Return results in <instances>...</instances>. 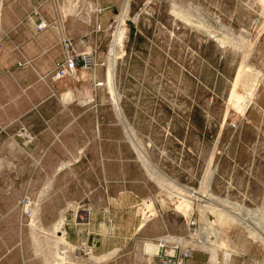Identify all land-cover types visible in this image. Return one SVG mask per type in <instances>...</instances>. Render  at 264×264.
Instances as JSON below:
<instances>
[{
	"label": "rangeland",
	"instance_id": "rangeland-1",
	"mask_svg": "<svg viewBox=\"0 0 264 264\" xmlns=\"http://www.w3.org/2000/svg\"><path fill=\"white\" fill-rule=\"evenodd\" d=\"M17 1L22 5L35 1L39 9L53 6L49 14L61 31L63 58L50 73L37 71L26 57L15 60L14 53L20 54L18 45L2 27L4 9L12 0H4L0 21V264H51L58 250L68 264H158L160 256L174 247L171 241L178 239L183 248H193L192 264H264L262 2L130 0L128 8V0H113L108 5L110 17L102 25L94 23L98 15L92 14L96 6L104 11L98 0H87L90 8L82 17L77 15L79 0ZM174 7L183 12V18L174 14ZM69 18L87 25L81 52L96 50L90 70L97 71V90L93 95L85 90L82 100L86 105L93 100V107L63 108L61 97L51 87V82L76 77L81 68L69 76H55L58 63L70 55L64 50V39L69 38L79 52L75 41L63 32L64 20ZM43 19L49 27L47 19L40 18L35 31H42L38 26ZM121 31L111 90L106 80L109 56ZM90 37L95 42L90 43ZM220 37L228 42L222 45ZM235 92L250 101L246 110L231 101ZM71 96L64 95V99ZM65 146L88 151L75 159L63 155ZM101 149L105 155L97 154ZM71 158L82 161L65 168ZM153 166L178 185L234 203L246 224L227 219L222 212L220 218L217 212L210 216L200 204L187 206L154 179ZM122 190L135 192L139 211L137 231L126 245L100 255L88 242L73 245L66 228L75 210L76 221L89 223L90 203ZM150 203L153 207L147 209ZM62 217L63 231L57 235L64 234L67 243L59 244L47 230H53ZM194 221L196 234L190 229ZM38 224L43 231L36 229ZM151 245L159 250L149 252ZM98 257L106 261H96Z\"/></svg>",
	"mask_w": 264,
	"mask_h": 264
},
{
	"label": "crops",
	"instance_id": "crops-1",
	"mask_svg": "<svg viewBox=\"0 0 264 264\" xmlns=\"http://www.w3.org/2000/svg\"><path fill=\"white\" fill-rule=\"evenodd\" d=\"M111 1L113 0H98V3L104 7V11L102 14L94 17V23H101L102 25L106 23L110 17L108 5ZM22 4L23 2L21 1L12 0L8 4V7L4 9L2 22L3 29L11 33V38L18 45L20 54L14 53L16 56L15 60L22 61L26 57L31 60V66H34L37 71L50 73L54 69L56 62L63 58V47L60 43L61 31L59 27L53 24L55 22L53 20L55 18L54 15L49 14L50 11H53V6H42V3H40L39 7L42 6V8L39 9L35 1H28L25 5ZM37 12L40 13L41 17L36 14ZM40 18H46L50 25L42 31H35ZM84 25L87 26L73 18L64 20L63 32L67 33L75 41L79 52L84 50L81 41L83 42L85 35L88 34ZM90 27H92V30L94 29V26ZM90 38L92 40L90 43L95 42L93 37ZM99 59L101 60V57ZM95 74H97V71L93 73L90 69L85 70L84 68H80L76 77L51 82L52 90L61 97L59 100L61 106L63 108L91 107L93 100L87 103V105L82 103V100L87 94L93 95V91L97 90V81L94 79ZM99 74L98 81L101 78L102 66ZM85 90L89 92L85 94ZM71 93L74 95V98L64 99V95L71 96ZM96 102L97 106H100L98 105V101ZM86 151L88 150L85 147L76 146L74 148L65 146L63 155L78 159L82 155H86ZM97 154L105 155L106 153L101 149V153L99 150ZM75 159L71 158L68 160L70 161V165L65 168L74 167L82 161ZM135 196L137 195L131 190L111 191L103 198H99V201L95 204L90 203L92 207H90L89 223L76 221L75 215L78 210H75L73 218L69 219L67 223L66 236L68 240L73 245L81 241L88 242L92 245L94 253L98 255L124 247L126 244L123 243L136 233L139 224V211L135 208L137 202ZM56 238L58 240L59 235H56ZM59 244L57 243V246ZM54 247L56 246L54 245ZM95 260L99 262L106 261L103 257L95 258ZM65 263L68 264V259ZM192 263L193 260L189 259L185 264Z\"/></svg>",
	"mask_w": 264,
	"mask_h": 264
},
{
	"label": "bare ground",
	"instance_id": "bare-ground-1",
	"mask_svg": "<svg viewBox=\"0 0 264 264\" xmlns=\"http://www.w3.org/2000/svg\"><path fill=\"white\" fill-rule=\"evenodd\" d=\"M130 0H128L127 1V3L125 2V4H127V7L128 8H130L129 6V4L128 3H130L129 2ZM261 2H262V4L264 5V0H260ZM3 3H4V0H0V21H1V12H2V10H3ZM126 7V6H125ZM124 7V8H125ZM128 8L126 9L125 8V10H128ZM124 10V11H125ZM129 11V10H128ZM173 12H174V14H177L178 16H180L181 18H183V12L180 10V9H176V7H174V9H173ZM125 14V13H124ZM127 14V13H126ZM185 19L187 20V22L188 23H192L193 21H192V19H190V18H188V17H185ZM197 22V21H196ZM195 22V23H196ZM40 24H44V28H42V29H40V30H43V29H45V28H47L48 27V24H47V22L46 21H44V19L42 20V22L40 23ZM193 24H194V22H193ZM198 24H200V23H197V25ZM205 25V24H204ZM201 26H203V24H200V26L199 27H201ZM39 27V26H38ZM204 27V26H203ZM202 29V28H201ZM206 31H208V30H206ZM117 34H119L118 36H117V39L114 41V43H113V49H112V54H111V56H109L110 57V63H109V66H108V77L106 78V80L108 81L107 83L110 85V88H111V90H113V88H114V86H112L113 84H115V72H116V67H115V65H116V63H115V60H116V56L115 55H117V51H118V46H119V44L122 42V39H123V32L121 31L120 33H117ZM209 34L210 35H212L213 33L211 32V31H209ZM213 36V35H212ZM241 39V38H240ZM220 42H221V44L223 45V44H226L227 42H228V40L226 39V37L224 38V37H220L219 39H218ZM231 42V41H230ZM237 45H238V43H237ZM243 45V44H242ZM120 46H121V44H120ZM94 50V49H93ZM92 51V50H91ZM69 56H71V55H69ZM109 60V59H108ZM246 69V68H245ZM244 69V70H245ZM69 71H70V73L69 74H67V75H65V76H69V75H72V74H74V73H76L77 72V68L76 67H74L72 70H70L69 69ZM243 71V70H242ZM241 75H242V72L240 71V76H238V77H241ZM64 76V77H65ZM237 85V84H236ZM114 93V92H113ZM231 101H233V102H235L237 105H239V107L241 106V109L242 110H246V108L248 107V105H249V103H250V101H248V99H247V97H245V95H243V94H240V93H238V92H235V93H233V95H232V97H231ZM248 101V102H247ZM246 104H247V106H246ZM117 105V104H116ZM117 108H120V106L119 107H117ZM240 109V110H241ZM244 112V111H243ZM119 113H120V117H121V119H123L124 118V115H123V113H122V111H119ZM226 120V119H225ZM125 121V120H124ZM129 136V135H128ZM134 137V136H133ZM136 141V140H135ZM137 145V144H136ZM139 150V149H138ZM139 152H140V150H139ZM138 152V153H139ZM139 154H141V152L139 153ZM145 154V153H144ZM146 155V154H145ZM142 156L146 159V161H149V160H147L148 158H146L143 154H142ZM142 156H139V157H142ZM144 160V159H143ZM150 163V162H149ZM148 163V164H149ZM151 164V163H150ZM149 166H151V165H149ZM150 168H154V169H156L154 166L153 167H150ZM153 169V172H152V174L151 175H153V177H154V179H155V177H156V181H158V182H160V184L164 187V188H166L167 189V191L171 194V195H174V196H176V197H178L179 199H182L183 200V202L185 203V204H187V206H189V205H191L192 206V208H194L196 205H198V204H200L201 206H200V208L202 207V210L204 211H208L211 215L210 216H212V215H216V212L219 214V215H217V218L220 216V217H222L221 216V212H222V214L224 213V214H226L225 215V217L227 218V219H233V220H235L236 222H238V223H240L241 225H245L246 224V222H245V219L243 218V217H241V216H239V214L238 213H236V211L237 212H239L240 210L238 209V207L234 204V203H232V202H230V201H228V200H225V199H222V198H216V197H214V195H212V194H209V196H205V195H203V194H201L200 192H198V191H196V190H193L192 188H188V187H183V186H181V185H178V183L176 184V182H174V180L172 179L171 180V178H169V177H167V176H165V174L163 173L162 174V172L160 173L157 169L156 170H154ZM152 170V169H151ZM149 172V171H148ZM210 178V177H209ZM209 180V179H208ZM211 180V179H210ZM210 180L207 182V185L205 184V186H207V188L209 187V184H210ZM40 197H42V196H40ZM203 197H207L205 200L203 199ZM215 201V202H214ZM205 203V204H202V203ZM151 204V203H150ZM153 206H152V204L151 205H146V208L147 209H150V208H152ZM29 208H31L32 210H33V208H34V206H32V205H30V207ZM36 208H34V210H35ZM29 210V209H28ZM152 210V209H151ZM148 212V211H147ZM36 213V212H35ZM38 217V216H37ZM148 217V216H147ZM147 217H144V218H147ZM204 217H206V216H204ZM219 217V218H220ZM143 218V220L145 221L146 219H144ZM207 219L209 218L208 216L206 217ZM206 218H205V220H206ZM216 218V219H217ZM64 217H62V220H61V222L60 223H58L55 227H53L54 229L53 230H47V231H49V232H53L54 234H56L57 235V233L58 232H62L63 231V224L65 223V221H64ZM149 219V218H148ZM147 219V220H148ZM146 220V221H147ZM232 220V221H233ZM37 221V220H36ZM145 221V222H146ZM212 221H213V218H212ZM223 221H224V219H223ZM226 222H228V220L226 221ZM33 224V223H32ZM35 224V223H34ZM142 224H144V222L142 223ZM221 224H224V222L223 223H221ZM34 226H36V225H34ZM38 227H36V229H39V230H42L43 231V229H41L42 227H41V225L39 226V224L37 225ZM247 226V225H246ZM248 227V226H247ZM253 231V230H252ZM219 233V232H218ZM173 240H176V239H173ZM179 240V239H178ZM171 241L172 242V244H174V245H176V244H178V245H180L181 247H182V245L180 244V242L181 241ZM58 241L60 242V243H62V242H66V240H65V236H64V234H62V236L60 235L59 236V239H58ZM67 243V242H66ZM161 244H163V243H161ZM149 245V244H148ZM156 246V245H155ZM155 246H153V245H151V246H149L148 247V251L149 252H156L157 250H159V247L157 246V247H155ZM164 247V246H163ZM162 246H161V248H163ZM183 248V247H182ZM187 248L188 249H191V251H193V248H191V247H188L187 246ZM59 249V248H58ZM55 253H57L56 254V256H54V258H56L55 260H53V262H55V264H65V262H66V259H65V254H63L62 255V252H61V250H58V252H55ZM61 253V254H60ZM63 253H65V252H63ZM167 254L168 255H171V254H174V247L170 250V252H167ZM188 260V259H187ZM52 262V263H53ZM185 261H182L181 262V264H183ZM51 263V264H52Z\"/></svg>",
	"mask_w": 264,
	"mask_h": 264
},
{
	"label": "built area",
	"instance_id": "built-area-1",
	"mask_svg": "<svg viewBox=\"0 0 264 264\" xmlns=\"http://www.w3.org/2000/svg\"><path fill=\"white\" fill-rule=\"evenodd\" d=\"M79 10L77 11V15L85 16L87 15V10L90 8L89 3L87 0H79L78 1ZM103 9L101 7H94V11L92 12L93 15H99ZM42 22V20H41ZM44 24L39 25V29L44 28ZM64 50L67 54L71 56L65 57L63 62L58 63L57 70L55 72V76L57 78L64 77L65 75L69 74L70 70L74 67L76 68H84V69H92L95 66V51L85 50L84 52H76L74 48V43L69 39L65 38L64 41ZM65 53V54H66ZM66 54V55H67ZM195 234L197 232V223L194 221L192 222V227L190 228ZM88 248L85 249L87 253ZM192 252L191 249L187 247L182 248L180 245H174V254L168 255L166 252L162 256H160V261L158 264H181L182 261H185L190 258Z\"/></svg>",
	"mask_w": 264,
	"mask_h": 264
}]
</instances>
